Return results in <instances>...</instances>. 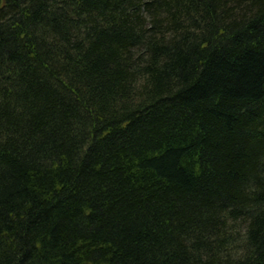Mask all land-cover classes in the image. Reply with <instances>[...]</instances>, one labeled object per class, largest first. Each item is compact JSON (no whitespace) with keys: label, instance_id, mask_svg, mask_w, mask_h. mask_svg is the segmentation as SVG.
I'll use <instances>...</instances> for the list:
<instances>
[{"label":"trees","instance_id":"trees-1","mask_svg":"<svg viewBox=\"0 0 264 264\" xmlns=\"http://www.w3.org/2000/svg\"><path fill=\"white\" fill-rule=\"evenodd\" d=\"M0 264H264V0H0Z\"/></svg>","mask_w":264,"mask_h":264}]
</instances>
